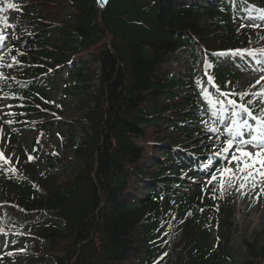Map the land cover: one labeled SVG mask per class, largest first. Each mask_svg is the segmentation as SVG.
<instances>
[{"label":"trees","instance_id":"trees-1","mask_svg":"<svg viewBox=\"0 0 264 264\" xmlns=\"http://www.w3.org/2000/svg\"><path fill=\"white\" fill-rule=\"evenodd\" d=\"M68 1L75 11L52 22L59 0H0V28H10L19 61L5 87L10 144L26 129L42 151L17 158L23 175H38L36 185L0 169L15 195L0 208V233L34 254L29 263L58 251L56 264H264V247L230 246L237 225L206 174L215 172L207 151L217 138L201 127L206 115L194 100L195 85L221 79L217 53L234 43L244 0H108L101 12L95 0ZM93 63L84 129L63 139L74 175L61 181L40 170L47 149L39 141L51 126L44 83L64 67L79 84L92 81ZM10 260L0 254V264Z\"/></svg>","mask_w":264,"mask_h":264},{"label":"rangeland","instance_id":"rangeland-1","mask_svg":"<svg viewBox=\"0 0 264 264\" xmlns=\"http://www.w3.org/2000/svg\"><path fill=\"white\" fill-rule=\"evenodd\" d=\"M60 8L53 7L50 9V13L55 20H66L74 10V5H72L68 0H59ZM249 7L251 8L252 13L248 16H245L240 23V26L235 31V41L231 45L230 49L227 50L226 55L221 57V65L224 69V75L222 79H214V82H208L206 85L196 87L198 89V101L199 103L207 108L212 109V118L206 121V124H209L211 127L218 126L221 130V141L226 136H228L226 125H230L233 117L230 114V111L226 112L223 110V107L220 104H213L212 101L225 100V97L221 93H228L231 99L236 100L238 103L247 104V106L253 109L255 115H259V104L260 101L257 96L253 93H257L259 90L264 89V81L257 84V80H261L258 76V72L264 71V66L256 65L259 62H263L261 59H254L250 56L245 59L240 55H231L233 50H255L256 44L259 40V37L263 35L264 31V20L260 19L261 10L260 7L264 0H250ZM99 6H102L101 1L98 0ZM31 13H38V11H31ZM40 13V12H39ZM14 19V13H7V21L11 22ZM258 24L260 27H253L251 25ZM3 37V40H0V73L3 74L0 77V152L3 153L5 158L9 159V163L5 164L0 160V169L9 170L11 167H15L17 171L15 174L21 176L25 182L36 185L38 182V175L33 172L23 175L18 169L17 158L32 156L36 157L38 152H42L41 149L34 147V135L28 130H22L18 135L17 143L10 145L9 129L7 126L6 119V106L9 104V98L6 94L3 93V85L8 82V76L5 72L9 65V62H12L8 59V51L10 50L9 33H3L0 35ZM7 53V54H6ZM246 56V54H245ZM7 58V59H5ZM85 59H89L85 57ZM9 60V61H8ZM247 64V65H246ZM97 64H92L91 69H95V74L97 71ZM10 68H13L11 65ZM249 68H252L255 73H246ZM89 74L92 75L91 70ZM90 85L96 84V81L93 79L89 83ZM86 85L78 84V81L75 77H72V74H68V70H63L59 76L56 78L54 84L47 85L45 88L46 99L49 103L50 109L49 116L46 118L50 122L51 126L45 128L47 134L44 135L39 144L42 147L47 149V152H43V155L40 157L43 161L40 163V170L43 173H52L56 177H59L61 181L65 180V177L71 178L74 175L75 168H67L68 161H72V153L68 148L63 147V139H68L69 134H73L76 139L81 135V130L83 128L82 123L76 125L72 130H67L66 128H59L58 122L61 123H74L80 121L82 116L87 112L88 105L83 103V99L86 100L84 89H81ZM255 85V87H253ZM83 86V87H82ZM219 89V91L217 90ZM241 93H249L247 96H241ZM220 98V99H219ZM252 101V103H249ZM226 105V100H225ZM230 108V106H228ZM220 120H216V119ZM237 121L241 118L236 117ZM250 124H255L254 121L249 119ZM235 129V125H231ZM244 138L249 139L247 129L244 130ZM63 138V139H62ZM207 138H204L206 141ZM221 146L215 148L211 155L213 158H222L221 163H223V168L229 165L228 155L220 153ZM56 149L61 155L59 158V163L55 164L51 157L48 156L51 151ZM250 151H255V149L249 148ZM78 165V162L75 163ZM75 164L70 167H74ZM10 171V170H9ZM260 191V186H258L255 192L249 191L247 195L241 196L240 192H237L235 189L231 190V194L226 192V206L225 209L232 213V220L237 225V229L231 236L230 246L238 252L240 249H243V241L249 243H256L258 247H264V195H260L259 198H256V193ZM15 203V195L5 189L0 182V207L7 204ZM177 213H174V216L177 217ZM9 236L3 238L0 236V251L9 254V256L14 257L11 260V264H42L40 262H31L34 254L30 250L24 248H17L14 251H10L8 248L10 246ZM61 256V253L55 251L53 253L46 254L44 258V264H56L55 257ZM237 256V255H235Z\"/></svg>","mask_w":264,"mask_h":264},{"label":"snow or ice","instance_id":"snow-or-ice-1","mask_svg":"<svg viewBox=\"0 0 264 264\" xmlns=\"http://www.w3.org/2000/svg\"><path fill=\"white\" fill-rule=\"evenodd\" d=\"M102 3H106V0H101ZM8 8L16 9L18 5L14 3H8ZM4 9L0 8V11ZM260 19L264 20V10L261 12ZM253 27H260L258 24L251 25ZM264 39V37H262ZM0 40L3 37L0 36ZM261 55H264V49L258 50ZM256 56L257 50H233L231 55H244ZM218 55L224 56L226 53H219ZM2 59V57H0ZM14 63H19L15 57H13ZM11 67V65H9ZM3 74L0 73V77ZM210 82H214L212 76L208 77ZM264 80V76L261 77ZM257 84L260 80L256 81ZM255 87V85H253ZM219 91V89H217ZM225 100L212 101L213 104H220L223 110L230 111L233 120L230 125H226L228 136L223 140L220 148V153L230 154L228 155L229 165H226L222 170L218 172L217 175H213L208 181L212 184L213 181H217L216 186L213 187V199H223L224 194L227 192L231 194V190L235 189L240 192L241 196L247 195L249 191L255 192L256 188L260 186V191L256 193V198L258 199L260 195H264V89L259 90L253 95L257 96L259 104V115H255L253 109L249 108L247 104L238 103L236 100L231 99L228 93H221ZM242 97L249 95V93H241ZM252 103V101H249ZM230 106V108L228 107ZM240 117L241 119L237 121L235 118ZM249 119L255 122V124H250ZM6 123H11V121H6ZM231 125H236L235 129ZM247 129L249 139L244 138V130ZM207 131L212 133H219L221 130L216 127H208ZM249 148L255 149V151L248 150ZM0 160L5 164L9 163V159L3 156L0 152ZM33 160L32 156H29V161ZM11 172L15 173L17 169L13 166L9 169ZM219 192V197L215 195ZM191 215V213H189ZM3 231V229H0Z\"/></svg>","mask_w":264,"mask_h":264},{"label":"bare ground","instance_id":"bare-ground-1","mask_svg":"<svg viewBox=\"0 0 264 264\" xmlns=\"http://www.w3.org/2000/svg\"><path fill=\"white\" fill-rule=\"evenodd\" d=\"M262 37H264V31H263V35L262 36H260L259 37V40H258V42H257V44H256V49L255 50H257V55L256 56H251V57H253L254 59L256 58V59H261V60H264V55H261L260 53H259V51L258 50H260V49H264V39H262ZM243 58H244V64H245V59L246 58H248V60H250V62H251V58H250V56H248V55H244L243 56ZM247 65V64H246ZM258 65H261L262 67L264 66L263 65V62H259L257 65H256V67L258 66ZM246 73H255L254 72V70L252 69V68H249L248 69V71L246 72ZM258 76L261 78L262 76H264V71H260V72H258ZM262 81H264V80H260V84L262 83Z\"/></svg>","mask_w":264,"mask_h":264}]
</instances>
